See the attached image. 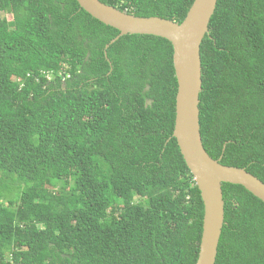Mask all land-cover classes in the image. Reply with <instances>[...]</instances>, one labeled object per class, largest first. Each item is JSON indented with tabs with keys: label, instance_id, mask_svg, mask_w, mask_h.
<instances>
[{
	"label": "trees",
	"instance_id": "obj_1",
	"mask_svg": "<svg viewBox=\"0 0 264 264\" xmlns=\"http://www.w3.org/2000/svg\"><path fill=\"white\" fill-rule=\"evenodd\" d=\"M99 1L180 24L194 0ZM0 14V264H195L204 209L173 138L171 44L109 45L119 32L76 0ZM200 59L205 152L264 184V0H217ZM221 188L215 264H264V203Z\"/></svg>",
	"mask_w": 264,
	"mask_h": 264
},
{
	"label": "water",
	"instance_id": "obj_2",
	"mask_svg": "<svg viewBox=\"0 0 264 264\" xmlns=\"http://www.w3.org/2000/svg\"><path fill=\"white\" fill-rule=\"evenodd\" d=\"M76 2L93 19L119 32L109 45L127 35L153 36L171 44L177 81L173 138L200 193L204 209L202 235L195 264H215L224 225L222 184L241 186L264 203L262 182L244 169L221 165V157L218 160L211 159L201 142L198 109L202 90L200 46L208 33L217 0H194L180 24L157 17H135L99 0Z\"/></svg>",
	"mask_w": 264,
	"mask_h": 264
},
{
	"label": "rangeland",
	"instance_id": "obj_3",
	"mask_svg": "<svg viewBox=\"0 0 264 264\" xmlns=\"http://www.w3.org/2000/svg\"><path fill=\"white\" fill-rule=\"evenodd\" d=\"M2 17H6L7 19H10V16H8V15L4 16V15L0 14V19H1Z\"/></svg>",
	"mask_w": 264,
	"mask_h": 264
}]
</instances>
